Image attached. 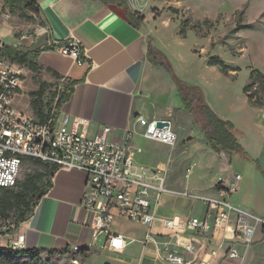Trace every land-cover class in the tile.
I'll list each match as a JSON object with an SVG mask.
<instances>
[{
    "label": "crops",
    "instance_id": "crops-1",
    "mask_svg": "<svg viewBox=\"0 0 264 264\" xmlns=\"http://www.w3.org/2000/svg\"><path fill=\"white\" fill-rule=\"evenodd\" d=\"M115 1L38 0L39 16L36 19L42 21V24L39 23L34 34L17 39L13 35L14 26L4 22L5 27L0 28V39L12 46H30L40 35L46 34V48L41 49L37 57L43 67L39 76L47 83H62L63 78L75 82L70 96L60 105L56 117L68 114L72 118L86 121L87 136H94L103 126L108 125L112 127L110 139L125 144L132 155L135 137L140 135L145 138L144 127L136 119L141 115L148 121L169 120L179 140L176 146H187L194 137L182 136L185 122L188 120V125L192 127L194 116L201 114H193L184 109L170 74L148 58V38L151 33L145 29L146 22L140 27L130 24L124 7ZM151 38L156 42V49L168 59L164 47L158 44L155 36L151 35ZM71 41H76L80 46L83 60L80 63L51 48L52 45H67ZM53 72L62 79H55ZM33 75L26 68L13 106L16 111L36 118L28 95L38 88V84L33 82ZM212 91L200 89L203 100L215 113L233 124L234 136L245 152L229 153V158L221 156L220 152L211 149L202 132L203 127L198 128L206 140V151H209L212 162L211 167L205 168L206 174L215 169L216 175L204 192L195 195L217 197L220 188L217 184L221 181L225 186L235 174H239L238 190L230 195V201L237 207L249 209L264 217V109L250 104L245 96L246 114L243 119H238L229 105L216 106L212 100ZM23 92L27 94L25 105L18 106L17 98ZM213 93L215 95L216 90ZM49 99V92L46 91L44 102H49ZM54 103L53 100L46 109L53 107ZM190 137L192 140L186 142V138ZM141 165L162 168L144 163ZM192 171L190 168V173ZM166 179L168 185L167 174ZM215 185L216 189L213 188ZM85 188L84 172L64 168L56 170L51 178V186L35 205L31 216L8 235H4L1 246H6L9 236L20 233L24 235L25 249H72L78 246L91 252L92 262L97 260L98 255L103 260L102 264H167L158 258L154 244L149 242L143 245L141 242L148 231L154 234L163 231L158 221L148 227L117 217L112 220L107 232H98L92 222L91 210L82 205ZM204 209L203 204L198 214ZM188 215H197L190 197L176 193H164L161 196L156 216L171 218ZM110 234L121 235L126 245L118 251L103 246ZM228 238L231 239V235ZM253 240L250 245L238 244L239 258H222L223 252L220 251L211 264H264V239L259 231L254 233ZM201 242L202 246L207 245L206 239H201Z\"/></svg>",
    "mask_w": 264,
    "mask_h": 264
},
{
    "label": "built area",
    "instance_id": "built-area-1",
    "mask_svg": "<svg viewBox=\"0 0 264 264\" xmlns=\"http://www.w3.org/2000/svg\"><path fill=\"white\" fill-rule=\"evenodd\" d=\"M27 36L24 33L20 39ZM3 44L0 39V49ZM51 48L79 63L83 61L76 41ZM25 74L24 65L11 61L0 51V187L16 184L23 157L38 159L58 169L82 171L86 174L82 205L91 210L96 230L107 232L117 217L148 227L158 221L163 231L156 234L148 231L141 242L154 244L158 258L167 264H211L220 251L222 258L237 259L240 257L238 244L253 243L256 231L264 239V217L230 201V195L238 190L241 175L235 174L225 186L220 181L217 197L172 190L167 185L164 168H148L135 162L125 144L110 139L112 127L105 125L89 137L87 122L68 114L40 121L16 111L13 102ZM136 119L144 127L146 139L175 145L177 135L169 120H165L168 126L152 128L157 120L148 121L141 115ZM164 193L201 199L205 209L197 215L158 217L156 209ZM12 230L15 229L9 220L0 219V237ZM201 239L207 240L205 247ZM23 240L24 235L18 233L9 236L7 245L14 250L25 249ZM125 245L124 238L118 234L108 235L103 244L116 251Z\"/></svg>",
    "mask_w": 264,
    "mask_h": 264
},
{
    "label": "rangeland",
    "instance_id": "rangeland-1",
    "mask_svg": "<svg viewBox=\"0 0 264 264\" xmlns=\"http://www.w3.org/2000/svg\"><path fill=\"white\" fill-rule=\"evenodd\" d=\"M125 1L130 10L143 16L145 29L166 50L168 59L165 55H157V61H170L176 76L190 85L216 90L215 95L212 91V100L216 106L229 105L236 118L245 117L247 104L243 87L248 82L250 69L264 72V0ZM18 14L19 11L9 12L0 0V28L5 27L4 22L14 26L13 35L17 39L24 33L28 36L34 34L40 22L37 19L27 21L19 18ZM245 24H251L252 27L231 33L236 25ZM182 30L184 35L180 33ZM151 35L148 42L155 47L156 42ZM3 39L6 40L5 37ZM209 55H218L229 67L240 69L234 73L229 71L230 74L225 75L219 66L207 65L205 59ZM26 95L23 92L17 98L18 106L25 105ZM196 115L192 122L194 127H190L186 120L182 130L183 137H194L193 140L191 137L186 138V142L192 140L187 146L181 144L177 147L178 138L175 145L168 146L138 135L131 150L135 162L164 168L169 178V188L185 189L191 194L204 192L216 175L215 169L206 174L205 168L211 167L212 162L209 151H206L207 139H204L198 128H206L207 125L201 115ZM190 168L193 170L191 173ZM35 170H41V167L24 162L19 180ZM190 198L198 214L203 206L202 200ZM2 240L4 241L3 236L0 237V247L8 249L9 244L1 246ZM96 258L93 262L90 256L85 260L75 258L77 262H74L71 256L64 253L53 255L47 262L46 255L42 254L40 261H30L27 258L14 259L15 261L1 259L0 264H102V258L99 259L98 255Z\"/></svg>",
    "mask_w": 264,
    "mask_h": 264
},
{
    "label": "trees",
    "instance_id": "trees-1",
    "mask_svg": "<svg viewBox=\"0 0 264 264\" xmlns=\"http://www.w3.org/2000/svg\"><path fill=\"white\" fill-rule=\"evenodd\" d=\"M3 6L11 13L19 11L18 17L27 21H35L39 16L38 0H2ZM115 3L119 6H123L125 10V16L130 24L135 27H140L143 23V16L132 11L127 6L125 0H116ZM28 12L27 14L25 12ZM187 21H185L186 23ZM42 24V21H40ZM251 24L236 25L231 33H235L240 29L251 28ZM182 35L185 32H180ZM19 46H12L3 44L0 49L1 54L11 61L24 65L30 70L33 75V80L38 84V88L35 91L28 93L30 97V106L36 115V118L40 121H46L51 117H56L60 105L70 96L74 81H69L63 78L64 82L47 83L39 77L40 70L43 68L38 62V54L42 48L34 52H22L18 51ZM157 55L164 54L156 49L150 42H148L147 56L150 61L165 69L173 81L176 83L178 96L180 97L184 109L190 113H200L203 115L206 121V128H202L204 137L210 143V147L215 152H227V153H242L244 149L238 142L233 133V124L217 113L203 100V96L200 93V89L196 85H190L180 79L174 73L172 66L168 60H156ZM207 65L219 66L221 71L228 75L229 71H237L238 67H229L223 59L218 55H209L206 59ZM54 78L59 80L62 77L57 73H52ZM51 88H54L52 91ZM48 91L50 95V101L44 102V94ZM243 93L245 94L248 102L252 105L259 106L264 109V74L255 68H251L249 72L248 82L243 87ZM55 101L53 107L46 109L52 101ZM30 162L34 165L40 166L41 170H35L33 173H28L22 180H17L16 184L12 187H0V219L2 221H10L12 229L19 226L20 223L29 218L33 212L35 205L40 198L47 192L51 186V178L53 174L58 170L55 165H51L46 162H42L38 159L23 157V163ZM218 186V184H217ZM216 188V185H215ZM68 254L71 258H79L81 260L87 259L91 252L85 248H78L73 250L69 247L64 249H43V248H31V249H11L0 247V260L7 259L15 261L14 259L27 258L30 261H40L41 255L45 254V261H49L53 255L56 254Z\"/></svg>",
    "mask_w": 264,
    "mask_h": 264
},
{
    "label": "water",
    "instance_id": "water-1",
    "mask_svg": "<svg viewBox=\"0 0 264 264\" xmlns=\"http://www.w3.org/2000/svg\"><path fill=\"white\" fill-rule=\"evenodd\" d=\"M46 43H47V41H46V34L44 33V34L40 35L36 39V41H34V43L32 45H30V46H19L17 48V50L18 51H22V52H34V51L40 49L41 47H43ZM168 124H169L168 121H165V120H157L153 124L152 128H154V127L161 128V127H164V126H168ZM220 155L221 156H224L225 158H226V156H227V158H229V153H227V152L221 151L220 152Z\"/></svg>",
    "mask_w": 264,
    "mask_h": 264
}]
</instances>
